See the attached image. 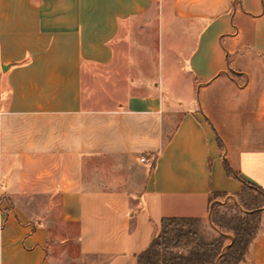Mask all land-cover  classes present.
<instances>
[{"label": "crops", "instance_id": "0c3cea01", "mask_svg": "<svg viewBox=\"0 0 264 264\" xmlns=\"http://www.w3.org/2000/svg\"><path fill=\"white\" fill-rule=\"evenodd\" d=\"M242 179L264 190V0H0V264H136Z\"/></svg>", "mask_w": 264, "mask_h": 264}, {"label": "trees", "instance_id": "16d2710c", "mask_svg": "<svg viewBox=\"0 0 264 264\" xmlns=\"http://www.w3.org/2000/svg\"><path fill=\"white\" fill-rule=\"evenodd\" d=\"M224 168L228 174L239 177L226 161ZM242 184L232 201L236 208L234 216L215 215L214 207L220 203L210 209L209 221L218 233L215 239L207 242L190 227L192 222L201 219L164 217L157 235L136 255V264H239L244 261L260 228L264 190L248 180L242 179Z\"/></svg>", "mask_w": 264, "mask_h": 264}, {"label": "rangeland", "instance_id": "374dc122", "mask_svg": "<svg viewBox=\"0 0 264 264\" xmlns=\"http://www.w3.org/2000/svg\"><path fill=\"white\" fill-rule=\"evenodd\" d=\"M133 34V32H132ZM131 35H128L127 37H124L122 38V42L120 44V47H118V49L120 51H124L126 50L127 48V41H129L133 36ZM58 198H56L57 200ZM224 201L223 198H221V201ZM234 200V197L232 198H228L226 199V202L224 204H221L219 206H215L214 207V214L215 215H223L225 216V218H230L231 216H234L235 214V206L232 205V201ZM190 227L194 230H196L200 235L201 237L207 241V242H211L213 239H215V237L218 235L216 229L211 225L210 221H209V218L208 219H205V220H201V221H196V222H192L190 224ZM76 232V229L74 226H64L59 229L58 232H55L54 235H51L52 236V242H54V244H60V241L64 240L65 238H67L68 236L70 237L71 234H68L67 236V233H73L75 234ZM67 247V250H71V251H74L75 250V243H74V240L73 239H70L69 240V244L66 246ZM55 253H54V256L55 258H59L61 257V251L59 250V246H55ZM179 251H184L183 249H179Z\"/></svg>", "mask_w": 264, "mask_h": 264}, {"label": "built area", "instance_id": "2783aa9c", "mask_svg": "<svg viewBox=\"0 0 264 264\" xmlns=\"http://www.w3.org/2000/svg\"><path fill=\"white\" fill-rule=\"evenodd\" d=\"M141 161H145V159L144 158H141Z\"/></svg>", "mask_w": 264, "mask_h": 264}]
</instances>
